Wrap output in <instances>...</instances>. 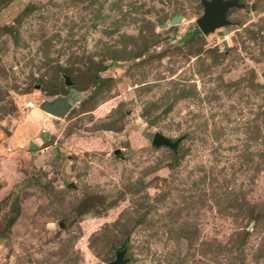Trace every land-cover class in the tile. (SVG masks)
Here are the masks:
<instances>
[{
	"label": "rangeland",
	"instance_id": "obj_1",
	"mask_svg": "<svg viewBox=\"0 0 264 264\" xmlns=\"http://www.w3.org/2000/svg\"><path fill=\"white\" fill-rule=\"evenodd\" d=\"M238 3L204 35L201 0H0V264H264V0Z\"/></svg>",
	"mask_w": 264,
	"mask_h": 264
},
{
	"label": "water",
	"instance_id": "obj_2",
	"mask_svg": "<svg viewBox=\"0 0 264 264\" xmlns=\"http://www.w3.org/2000/svg\"><path fill=\"white\" fill-rule=\"evenodd\" d=\"M201 4L203 6V14L196 19V24L204 35L213 32L218 27L230 23L229 19L226 17L228 10L240 5L238 0H201ZM181 18V15H174L169 20L159 24V27L166 28L169 24H177L180 22ZM64 83L68 86L72 84L68 78H65ZM68 97L69 96L67 95L62 98H55L51 101L44 100L41 103L40 108L46 113L55 116L65 115L69 108ZM180 139L181 138H177L172 141L162 133L155 132L152 136L151 144L156 147L164 146L175 150ZM125 252V245L116 248L114 259L107 264H125L128 261V258L124 256Z\"/></svg>",
	"mask_w": 264,
	"mask_h": 264
},
{
	"label": "trees",
	"instance_id": "obj_3",
	"mask_svg": "<svg viewBox=\"0 0 264 264\" xmlns=\"http://www.w3.org/2000/svg\"><path fill=\"white\" fill-rule=\"evenodd\" d=\"M4 28H5V29H8L7 26H4ZM197 34H198L197 37H199V36H200V31L197 30ZM54 88H55L54 85H47V86L44 88V91L47 92V93H51V94H52L51 89H54ZM53 93H54V92H53ZM170 149H171V148H170ZM171 150H173V149H171ZM175 150H176V149H175ZM14 211H15V210H14ZM16 216H17V212L15 211V214L9 218V223H12V222L15 220Z\"/></svg>",
	"mask_w": 264,
	"mask_h": 264
}]
</instances>
